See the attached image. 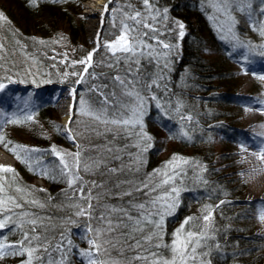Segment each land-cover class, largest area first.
I'll list each match as a JSON object with an SVG mask.
<instances>
[{"label": "trees", "instance_id": "1", "mask_svg": "<svg viewBox=\"0 0 264 264\" xmlns=\"http://www.w3.org/2000/svg\"><path fill=\"white\" fill-rule=\"evenodd\" d=\"M86 1L0 0V11L6 17L0 19V45L3 46L0 48V82L36 88L53 83L77 84V76L67 73L75 68L65 64L58 65L53 58L46 56V52L59 49L63 44L73 45V60L84 59L91 52L82 13V3ZM153 2L162 15L167 9V19L161 20L159 26L162 30L168 29L162 39L173 44L168 68L164 73L167 91L156 89L143 93V128L131 130L123 140H117L116 143L131 146L127 150L136 158L135 166L139 168L141 176L152 175L157 170L170 172L173 167H178L183 172L175 185L179 189L176 208L171 214L164 215L161 228L153 229L161 237L156 243L169 247L155 251L162 258L171 260L173 253L170 246L176 239L178 230L183 228L184 235L188 231H204L212 237L207 241L206 247L198 249L196 264H200L201 260L204 264H264V234L257 232L261 224L258 205L255 201L243 199L241 194L244 189H240L238 181L229 179L224 170L227 167L224 165L233 160L231 153L237 150V126L246 110L243 97L237 94L242 81L243 58L229 44L227 38L221 39L217 23L210 18L216 15L210 0ZM126 3L127 0H122L121 5ZM252 3L256 13L254 19L264 25V17L259 15V0H252ZM136 6L142 7L139 4ZM233 16L235 24L232 27V36L243 43L250 53L264 56L261 55L264 52V35L261 34L264 28L259 25L254 27L243 13L235 12ZM121 19L116 14L113 26L105 32L108 39L118 36ZM228 19L230 18L224 17L219 23L225 24ZM180 23L185 25L183 39L178 38ZM225 28L227 29V24ZM99 49L100 51H95L94 64L108 58L106 50L103 47ZM77 68V72H81L83 65ZM149 70L154 73L160 71L155 65H150ZM89 71L107 73L110 69L95 67ZM84 79L85 83L78 85L79 96L96 100V95L89 91L92 81L87 76ZM259 85L260 82H254V93L261 91ZM152 95L158 96L159 101L149 100L148 97ZM157 103L161 107L158 108ZM175 106L180 107L179 114ZM31 112L32 119L37 123L33 127L41 124L51 131L50 138L54 142L69 145L60 132L58 122L57 127H54L58 113L52 101L39 100ZM181 116H190L191 120H182ZM9 117L24 121V115L19 109L12 110ZM82 117L85 128L76 119L75 123L70 124V129L80 146L88 148L86 132L89 125L95 122L87 115ZM23 123L20 128L24 126ZM9 125L10 123L7 124L8 127ZM108 127L119 131L112 125ZM100 128L102 130L103 125ZM4 131L0 130V136L4 135ZM141 132L145 134L143 139ZM185 132L187 136L184 135ZM28 138L38 145L50 144L51 141L47 136L34 133H30ZM0 148L15 158L17 163L13 168L14 173H4L1 170L5 177V192L0 195L10 194L21 202L32 198L45 202L47 206L42 214L54 218L53 229L48 233L50 240L55 237L52 241L55 243L63 232L72 243H76V239L80 241L81 229L88 230L89 221L86 217L75 216V209H68L67 202L71 193L67 183L55 174V179L38 176L25 162L23 152H14L4 143H0ZM42 156L43 161L46 159L45 166L49 170L59 166L50 153ZM160 178L154 176L153 180L158 182ZM37 179L42 180L45 187L35 184ZM88 179L90 178L86 176L85 180ZM17 188L24 189L25 192H17ZM62 204L64 207H61ZM209 213L211 218L205 222L203 216ZM69 218L76 223H66ZM186 220L189 221L188 224L184 223ZM2 232L12 243L21 239L15 229L12 232L7 229ZM72 257L71 249L67 257L70 264L75 263ZM24 260L23 256L10 253L4 264H22Z\"/></svg>", "mask_w": 264, "mask_h": 264}, {"label": "snow or ice", "instance_id": "2", "mask_svg": "<svg viewBox=\"0 0 264 264\" xmlns=\"http://www.w3.org/2000/svg\"><path fill=\"white\" fill-rule=\"evenodd\" d=\"M210 2L216 12L210 18L217 23L221 39L232 35L235 12L245 14L254 27L259 25L264 28L260 21L254 19L256 13L252 8V0ZM113 4L115 0H108L102 6L105 19L114 14L109 7ZM137 4L142 7H137ZM259 4V15L264 17V0H259ZM116 11L122 17L119 34L114 42L102 46L108 54L107 60L94 64L95 52H89L86 58L72 61L73 65H83L81 72L72 73L77 76V83H85L84 77L87 76L92 81L89 91L97 97L94 101L80 97L70 105L69 124L75 123L77 107H80L81 115H87L95 122L89 125L86 132L89 147L77 146L75 153H61L55 147L51 148L49 152L57 158L59 164L51 170L45 166L42 157L36 155L39 151L37 149H23V158L38 176L55 179V175H59L67 183L71 193L67 207L69 210L75 209V216L87 218L88 231L92 233L88 239V249L77 253L87 260V264H189L190 261L191 264H196L198 249L206 247L207 241L212 238L204 231H188L184 235L183 228L178 230L176 239L170 246L173 253L171 260L162 258L155 251L169 247L156 243L161 237L153 229L161 228L164 215L171 214L176 208L179 189L175 185L183 172L178 167H173L170 172L157 170L152 175L141 176L139 168L135 166L136 158L127 150L131 146L116 143L117 140H123L131 130L143 128V93L156 89L167 91L164 73L168 68L173 44L162 39L168 29L162 30L159 26L161 20L167 19V9L162 15L154 6L153 0H127ZM224 17L230 18L225 21L227 29L225 24L219 23ZM0 19H6L2 11ZM178 28V38L183 39L185 25L180 23ZM261 34L264 35V31ZM230 43L233 48L242 50L245 47L239 41L230 40ZM240 55L245 63L252 62L243 51ZM150 65H155L160 71H150ZM95 67H107L110 72L89 71ZM260 78L264 79V76ZM5 88L6 85L0 82V92ZM148 99L159 101L156 95ZM157 107L161 105L157 103ZM175 110L179 114L180 107L175 106ZM0 118L3 119V124L21 122L18 118L12 119L4 113H0ZM32 118L30 113L24 116L25 121H31ZM181 119L191 120V117L181 116ZM3 124H0V128ZM109 125L119 131H114ZM140 135L142 139L145 138L143 132ZM184 135L187 136V132ZM68 138L75 141L76 136ZM0 143H5L7 147L3 136H0ZM258 150L261 153L260 158L264 159V148ZM0 170L14 173L9 167ZM86 176L90 178L87 181ZM154 176L161 178L154 182ZM16 191L25 192L20 188ZM4 192L5 182L0 181V194ZM46 206L45 202L35 198L21 202L10 194L0 195V230L7 229L12 232L15 229L21 236L19 242L0 243V258L10 252L12 255L23 256L25 260L22 264H70L67 257L74 246L63 232L55 243L52 242L55 237L50 240L48 233L53 229L54 218L42 214ZM258 216L260 220H264V208ZM210 218L211 213L203 216L205 222ZM65 222L76 223L71 218ZM184 223L188 224L189 221ZM3 235L0 231V236ZM200 264H204V261L201 260Z\"/></svg>", "mask_w": 264, "mask_h": 264}, {"label": "rangeland", "instance_id": "3", "mask_svg": "<svg viewBox=\"0 0 264 264\" xmlns=\"http://www.w3.org/2000/svg\"><path fill=\"white\" fill-rule=\"evenodd\" d=\"M91 0H87L86 2L82 3V13H83V19L85 20V26H86V35L89 39V42L91 44V52H95L96 49L102 47L104 44H107L109 42H114V39H108L106 36V30H108L111 26L114 24V20H116V14L118 9L121 6L122 0H115V4L110 5V8L113 9V15L104 18V16L101 19V26L100 31L98 33L99 35V43L98 46L94 48V45L92 43V36L91 33L88 30L89 27V21L90 18L87 14V10L91 6ZM253 4V3H252ZM79 19V18H78ZM110 20V21H109ZM223 22V21H221ZM229 44L233 47L231 41H237L235 37L232 35L227 38ZM52 51L46 52V56H50L51 58L55 57L54 62L58 63V65L64 66H71L73 69L72 71H67L69 75H72L73 72H77L79 70L80 64H72V61H78L73 60L71 58V54L74 51L72 44H63L60 45L59 49H51ZM237 52L243 51L244 55H248L251 63H245L244 61H241V72H242V81L241 86L237 90V94L239 97H243V105L245 106L246 110L244 115L240 119V124L237 126V130L239 132L237 137V150L235 152L231 153V157L233 160L227 164L224 165V167H229V169L226 167L224 169L226 171L225 175L229 179H234L238 181V186L244 189L243 194L241 196L245 200H252L255 201V204L258 205L259 210L264 208V159H261V153L258 149L264 148V79H261V76H264V56H256V53H250L249 50L244 47L242 50L239 48H236ZM65 61V62H61ZM67 61H69V64H67ZM75 76V75H72ZM254 82H260L261 85V91L254 93L252 91V87ZM6 92L7 97L4 99L11 98H17L15 102L12 103L10 109H9V115L12 110L19 109L22 111L23 115L31 114L32 107L39 101H52L55 105V108L58 113V119L54 120L56 122L54 127H57V122L60 126V132L63 130L62 128V115H61V109L59 107V101L61 96V88L65 90H75L76 85H69V84H61V83H53L51 85H48L46 87H42L41 89H38L35 91L34 89L30 90L28 87L27 90H24V94H22L20 91H9L10 84L6 83ZM79 85V84H78ZM16 88H20L19 86L14 85ZM52 87V89H50ZM50 89V90H48ZM73 102L75 100L80 99L79 91L77 95H73ZM72 102V103H73ZM81 109L80 107L76 108V115L75 120L77 119L79 122H82L83 128H85V120L80 114ZM81 115V116H80ZM82 117V118H81ZM80 118V119H79ZM21 122L19 123H10L9 127L7 124H3V127L0 128V130H5L4 135L1 134V136L4 137V141L7 143V147L10 148V150H13L14 152H23V149H37L39 150L36 155L43 158L42 155L45 153H50L49 150L53 147H55L59 152L61 153H75L77 150V146H80V143L78 139H75L76 144H72L68 141V139L65 137L66 142L65 143H56L54 142L50 136L52 135L51 131L48 128H45L43 125H37L34 126L36 123L35 120L31 121H23L19 119ZM82 120V121H81ZM84 120V122H83ZM24 122V123H23ZM76 122V121H75ZM22 127L20 128L21 124ZM89 121L86 123L88 124ZM32 124V125H30ZM80 127H82L81 123H79ZM28 126V127H27ZM14 128H18L15 129ZM35 128V129H34ZM70 129V124L69 127ZM82 128V129H83ZM19 131L18 133L15 131ZM29 131L30 133H34L35 135L39 136H47L51 141L50 144L46 145H38L29 140V134L27 133ZM70 132L73 134V131L70 129ZM10 137V139H7ZM5 144V143H4ZM1 152L3 153V157L0 159V169H3L4 167H9L11 169L16 167V160L13 158L10 154H8L6 151L2 150L0 148ZM56 160L57 158L52 155ZM46 159H44L45 161ZM58 161V160H57ZM222 167V169L224 168ZM5 177L3 174H1L0 170V181H4ZM39 187H45V184L42 180L37 179L35 182ZM5 230V229H4ZM0 230V231H4ZM82 235L80 236V241H77L76 243H72L74 246L72 248V260L75 262L74 264H81L83 260V264H87V260L83 257L79 256L77 253L82 250H87L88 245V239L91 236V232L88 230L81 229ZM257 232L260 234H264V220H261V224L257 229ZM0 243L4 244H11L12 242L7 240L4 235L0 236ZM10 256V252L5 255L3 258H0V264H4L8 257ZM191 264V261L189 262Z\"/></svg>", "mask_w": 264, "mask_h": 264}, {"label": "bare ground", "instance_id": "4", "mask_svg": "<svg viewBox=\"0 0 264 264\" xmlns=\"http://www.w3.org/2000/svg\"><path fill=\"white\" fill-rule=\"evenodd\" d=\"M91 6L86 11L90 21H89V27L88 30L91 33L92 36V43L94 45V48L98 46L99 43V31L101 26V19L103 17V8L102 6L108 3V0H91ZM110 7V5H109ZM95 14V15H94ZM52 89V87L50 88ZM48 89V90H50ZM24 87L16 88L14 85H11L9 88V91H20L22 94H24ZM6 89L3 92H0V113H4L7 117L9 115V109L13 102L17 101V98H10L4 99L7 97ZM73 91L72 90H65L61 88V96L59 101V107L61 109V115H62V128L65 133L69 134L68 130V122H69V112H70V105L73 102ZM3 123V119L0 118V124ZM3 157V153L0 150V159Z\"/></svg>", "mask_w": 264, "mask_h": 264}, {"label": "water", "instance_id": "5", "mask_svg": "<svg viewBox=\"0 0 264 264\" xmlns=\"http://www.w3.org/2000/svg\"><path fill=\"white\" fill-rule=\"evenodd\" d=\"M99 39H100V38H99ZM78 91H79V88L76 87V88H75V95L78 94ZM68 125H69V122H68ZM62 134L68 139V141H69L70 143H72V144H76V141H73L72 139L68 138V137L72 136L70 133L67 134V133L64 132V130H62Z\"/></svg>", "mask_w": 264, "mask_h": 264}]
</instances>
